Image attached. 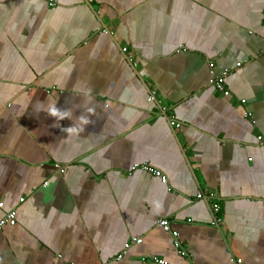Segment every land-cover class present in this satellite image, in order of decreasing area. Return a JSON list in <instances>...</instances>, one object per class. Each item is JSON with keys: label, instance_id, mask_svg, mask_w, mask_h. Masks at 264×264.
Here are the masks:
<instances>
[{"label": "crops", "instance_id": "crops-1", "mask_svg": "<svg viewBox=\"0 0 264 264\" xmlns=\"http://www.w3.org/2000/svg\"><path fill=\"white\" fill-rule=\"evenodd\" d=\"M263 9L0 0V264H264Z\"/></svg>", "mask_w": 264, "mask_h": 264}, {"label": "built area", "instance_id": "built-area-1", "mask_svg": "<svg viewBox=\"0 0 264 264\" xmlns=\"http://www.w3.org/2000/svg\"><path fill=\"white\" fill-rule=\"evenodd\" d=\"M262 18H263V21H264V9L262 11ZM123 51H125V49H123ZM209 68H210V70L212 72L213 65L210 64L209 65ZM227 73H228V71L225 70L223 72L222 76H216V75H214L209 80V82H208L210 85H212L213 87H215L219 92H221L224 96H228V91L225 89V83H224V77H225V75H227ZM170 125L171 126H174L176 128H180L179 124H176L174 121H170ZM258 139H260V138H258ZM54 167L59 169V167L57 165H55ZM142 169L145 170V171H148L149 173L153 174L156 177H159L163 183L166 182V178L164 176H162L159 171L154 170L152 168H148V167H143ZM59 172L60 173H64V169H59ZM198 197L200 198V196H198ZM217 210H218V207L215 206L214 207V212H217ZM15 217H16V212L14 210L9 211L5 216H3L0 219V231L6 225L14 226L15 225ZM158 226L161 227L164 230H169V228H168V222L167 221H160L158 223ZM173 236H174V238H176V235L175 234H173ZM140 243H141V239H139V238H134L132 240V244H134V245H139ZM174 246H175V248L177 250H179L178 253L181 256H185L184 251L182 249H180V246H179L178 243H174ZM128 249H129V245H125L124 251L122 253H120L117 256H115L112 261H110L108 263H103V264H114L116 262L121 261L122 258H123V256L126 254L125 251H127ZM152 262H153V264H166L163 261H159V260H156V259L153 260Z\"/></svg>", "mask_w": 264, "mask_h": 264}]
</instances>
